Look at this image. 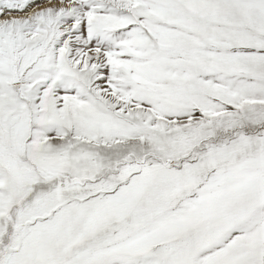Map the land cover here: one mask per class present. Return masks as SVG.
Returning a JSON list of instances; mask_svg holds the SVG:
<instances>
[{"label": "snow or ice", "instance_id": "obj_1", "mask_svg": "<svg viewBox=\"0 0 264 264\" xmlns=\"http://www.w3.org/2000/svg\"><path fill=\"white\" fill-rule=\"evenodd\" d=\"M0 264H264V0H0Z\"/></svg>", "mask_w": 264, "mask_h": 264}]
</instances>
